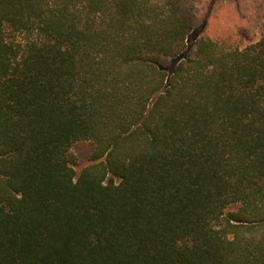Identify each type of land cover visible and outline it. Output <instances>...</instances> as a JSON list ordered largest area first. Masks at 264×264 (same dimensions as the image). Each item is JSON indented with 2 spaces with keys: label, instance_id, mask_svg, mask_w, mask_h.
Returning <instances> with one entry per match:
<instances>
[{
  "label": "trees",
  "instance_id": "obj_1",
  "mask_svg": "<svg viewBox=\"0 0 264 264\" xmlns=\"http://www.w3.org/2000/svg\"><path fill=\"white\" fill-rule=\"evenodd\" d=\"M197 3L0 0V264H264V35Z\"/></svg>",
  "mask_w": 264,
  "mask_h": 264
},
{
  "label": "rangeland",
  "instance_id": "obj_2",
  "mask_svg": "<svg viewBox=\"0 0 264 264\" xmlns=\"http://www.w3.org/2000/svg\"><path fill=\"white\" fill-rule=\"evenodd\" d=\"M198 23L188 39L194 46L202 35L216 38L234 36L240 47L257 42L264 35V0H196ZM77 157V173L89 163L88 143H79L72 148Z\"/></svg>",
  "mask_w": 264,
  "mask_h": 264
}]
</instances>
